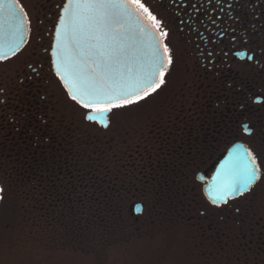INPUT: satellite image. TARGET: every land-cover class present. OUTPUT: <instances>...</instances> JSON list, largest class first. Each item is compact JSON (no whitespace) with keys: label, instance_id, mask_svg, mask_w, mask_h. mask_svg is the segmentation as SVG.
<instances>
[{"label":"flooded vegetation","instance_id":"1","mask_svg":"<svg viewBox=\"0 0 264 264\" xmlns=\"http://www.w3.org/2000/svg\"><path fill=\"white\" fill-rule=\"evenodd\" d=\"M66 1L17 0L30 23L26 43L0 61L2 198L39 197L43 204L46 182L75 179L78 132L121 136L124 120L115 113L121 109L109 113L107 127H100L85 119L89 113L69 98L56 75L54 33ZM142 2L168 31L164 43L173 60L166 83L147 99L148 162L153 165L148 178L194 181L202 192L201 182L211 178L227 151L242 145L256 156L260 179L218 209L233 231L236 226L243 236L264 234L254 221L262 203L253 200L256 194L250 197L257 191L264 195V0H222L220 7L214 0L211 5L208 0ZM162 165L173 174L162 175ZM240 210L252 214L253 225L245 224L247 215L235 220Z\"/></svg>","mask_w":264,"mask_h":264},{"label":"trees","instance_id":"2","mask_svg":"<svg viewBox=\"0 0 264 264\" xmlns=\"http://www.w3.org/2000/svg\"><path fill=\"white\" fill-rule=\"evenodd\" d=\"M123 124L121 136L115 138L99 130L78 132L74 181L46 182L43 204L39 197L4 196L0 212L6 213L5 219L22 226L29 239L73 252L96 249L104 254L112 240L119 245L145 240L165 243L169 253L179 245L181 264H264L263 232L243 236L236 226L233 231L222 208L209 207L194 181L150 180L148 130L133 134L130 129L137 126ZM158 168L164 176L173 174L165 165ZM135 203L144 207L140 216L132 214ZM244 215L245 224L253 225L252 214L244 210L235 220ZM254 221L260 222L259 232L264 230V215Z\"/></svg>","mask_w":264,"mask_h":264},{"label":"snow or ice","instance_id":"3","mask_svg":"<svg viewBox=\"0 0 264 264\" xmlns=\"http://www.w3.org/2000/svg\"><path fill=\"white\" fill-rule=\"evenodd\" d=\"M214 2L220 7L222 0ZM28 23L17 0H0V60L15 56L26 43ZM168 35L142 0H67L54 33L56 75L69 98L89 113L85 119L107 127L109 113L139 105L166 83L173 63L164 43ZM259 179L256 156L237 145L218 170L216 200L227 203L229 195L250 191Z\"/></svg>","mask_w":264,"mask_h":264},{"label":"rangeland","instance_id":"4","mask_svg":"<svg viewBox=\"0 0 264 264\" xmlns=\"http://www.w3.org/2000/svg\"><path fill=\"white\" fill-rule=\"evenodd\" d=\"M146 105H148L147 100L140 102L139 105L121 109V112L115 113L122 117L123 123H127L125 128L136 125L137 127L134 130L130 129L131 133L136 134L139 129L148 130L150 112H145L149 107H146ZM134 118H139V123L132 124L131 121ZM121 126L123 125L119 123L118 127ZM124 136L127 137V135ZM258 189L260 190V188ZM254 194H256L255 197H253ZM250 197H253V200L255 198L260 199L263 207L260 208L259 214H263V192H254ZM2 199L0 197V201ZM0 213V264H181L180 262L183 261V251H181L183 248H178L180 246L175 244V246L177 245V251L169 253L165 243L163 246H159L158 241H154L156 243L145 240L136 243L132 241L119 245L117 244L118 241L112 240L104 254L99 253L96 249L89 250V253L73 252L67 247L57 249L51 247L49 243H44L43 239V244L40 243L38 238L29 239L22 226L15 224V221L10 220L8 222L5 219L6 213Z\"/></svg>","mask_w":264,"mask_h":264},{"label":"water","instance_id":"5","mask_svg":"<svg viewBox=\"0 0 264 264\" xmlns=\"http://www.w3.org/2000/svg\"><path fill=\"white\" fill-rule=\"evenodd\" d=\"M26 27H27V25H26ZM27 35H28V31L26 32V34H25V39H27ZM7 38H9L8 37V35H7V33H6V36H5V43H4V47H3V51L4 52H7L8 51V47H7V43H6V40H7ZM23 46V45H22ZM52 55H53V51H52ZM55 59V57L53 56V60ZM61 80V79H60ZM62 82V81H61ZM62 84H63V86L65 87V84L62 82ZM65 89H66V87H65ZM67 90V89H66ZM67 92H68V90H67ZM97 123H99V122H97ZM100 125H103V124H101V123H99ZM104 126V125H103ZM244 147V146H243ZM233 148H235V146L233 147ZM233 148H231L227 153H226V155L224 156V158L222 159V161L217 165V167L215 168V170H214V173L212 174V176H211V178L209 179V180H207L206 182L205 181H202V183H204L205 185L203 186V189H202V192H203V195H204V197L206 198V200L210 203V204H212V205H216V206H220L221 204H224V202L223 201H217L216 200V196H217V193L215 192V190H214V186L216 185V183H217V180H216V177H217V173H218V170L221 168V165L222 164H224L225 163V161L226 160H228L229 158H230V153H231V151H232V149ZM244 148H246V147H244ZM257 182V181H256ZM255 182V183H256ZM254 183V184H255ZM238 196H240V195H235V196H233V195H229L228 197H227V201L229 200V199H233V198H236V197H238ZM134 211V214H140L141 212H142V206L141 205H136V206H134V209H133Z\"/></svg>","mask_w":264,"mask_h":264}]
</instances>
